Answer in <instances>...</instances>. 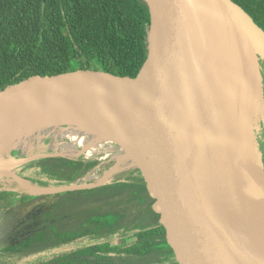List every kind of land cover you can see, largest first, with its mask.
<instances>
[{
  "label": "water",
  "instance_id": "95a60500",
  "mask_svg": "<svg viewBox=\"0 0 264 264\" xmlns=\"http://www.w3.org/2000/svg\"><path fill=\"white\" fill-rule=\"evenodd\" d=\"M144 1L150 14L147 56L135 79L92 70L26 79L0 92V117L19 104L54 94L69 83L77 84L111 112L113 137L108 138L124 148L141 172L164 232V244L174 253L177 264H264L253 249L247 220L243 221L237 208V201L249 206L250 199L239 168L237 103L236 145L228 129L222 70L230 44L232 10H238L239 16L246 17V23L262 34L260 40L255 31H243L256 58L264 59V33L229 0ZM222 25L227 27L224 39ZM243 72L241 86L249 88L239 109L245 147L254 145L262 155L254 142L259 116L264 115L262 77L258 69L260 82L251 88L256 80ZM100 77L127 80L137 89L131 98L123 97L115 87L100 82ZM203 77L210 103L204 115L199 107ZM250 95L254 96L250 102L245 101ZM245 103L249 105L246 112ZM12 149H0V158ZM44 155L30 154L13 167ZM261 159L260 178L264 175L263 156ZM9 175L17 183L19 178L24 180L11 172L1 173L0 178L9 179ZM113 175L110 173L105 184ZM261 185L254 197L264 202V183ZM59 188L39 189L44 191L41 194H55L49 191Z\"/></svg>",
  "mask_w": 264,
  "mask_h": 264
},
{
  "label": "trees",
  "instance_id": "16d2710c",
  "mask_svg": "<svg viewBox=\"0 0 264 264\" xmlns=\"http://www.w3.org/2000/svg\"><path fill=\"white\" fill-rule=\"evenodd\" d=\"M229 1L264 33V0ZM149 27L144 0H0V92L26 79L79 70L135 79L147 56ZM248 107L245 103V112ZM30 154L8 151L0 158V174L11 172L52 189L77 186L100 165L44 155L13 167ZM0 179V200L11 205L10 216H22L34 208L33 201L39 203L16 231L31 226L30 233L0 246L3 253L37 256L30 264H177L164 244L154 202L138 169L119 173L102 186L38 196L19 189L14 179ZM112 201L114 207L108 208ZM132 208L136 215H130ZM143 211L150 222L137 220Z\"/></svg>",
  "mask_w": 264,
  "mask_h": 264
},
{
  "label": "rangeland",
  "instance_id": "374dc122",
  "mask_svg": "<svg viewBox=\"0 0 264 264\" xmlns=\"http://www.w3.org/2000/svg\"><path fill=\"white\" fill-rule=\"evenodd\" d=\"M240 13V12H239ZM238 10L231 11V18L235 29L232 31L233 25L229 28V42L230 50L232 53V62L234 65L235 72V100L237 101V111L239 120V136L241 143V150L239 156V168L241 176L244 180L245 188L249 199L255 198V192L260 189L261 184L264 183V175L261 176L257 174L261 167V156L257 150H255L254 145L245 147V141L243 136L244 126L243 118L240 117L239 109L241 110V97L249 91V88H244L241 86V77L243 76V69L246 70V77L254 78L255 85H251V88L255 87L258 82H260V76L262 77V84L264 86V59L256 58L253 55V49L248 43L245 35L243 34L244 28L246 31L253 32L256 29L252 24H247L248 19L246 17L239 16ZM256 32V31H255ZM255 35L260 40L262 39V34L256 32ZM258 61V62H257ZM258 63V65H257ZM258 67V69H257ZM243 88V89H242ZM257 123V128L255 129L254 138L256 137L255 146L258 147L260 152L264 153V115L259 116ZM237 121V120H236ZM7 141L10 143L9 146L15 150H20L25 154H29L31 151L35 152V156L40 154H53L57 157L65 159H82L84 161H98L100 165L92 170L86 177L82 178L77 182V189L82 188H93L96 186H102L109 179L110 173H113V177L122 173L124 171H129L136 169V165L132 160L131 156L124 150V148L112 138L96 136L92 133H86L81 131L76 127L62 126L57 129H45L42 127L28 125L21 130L15 131L11 136L8 137ZM5 148V147H3ZM32 153V152H31ZM40 153V154H39ZM32 155V154H31ZM34 157V156H32ZM110 168L107 169V166ZM6 177V176H4ZM11 178V175L8 176ZM104 178V179H103ZM19 189L31 193L33 195H41L44 191L41 189L33 187L28 182L22 179H18ZM4 184V181L0 179V185ZM65 188H59L58 190L63 191ZM58 190L49 191V193H56ZM2 188L0 186V192ZM66 196H61L64 199ZM33 207L37 208L39 203H35ZM114 207L113 201L108 204V208ZM98 205L96 203H90L88 205H80L77 210H83L89 206ZM6 208H3V207ZM0 246H10L15 244L19 239L26 237L32 227H28L27 230L21 233H16L18 226L23 223L29 212H32L34 208H29L22 216H10L8 213L12 210L10 204L0 200ZM35 208V209H36ZM237 208L239 214L243 221L249 219L251 211L249 206H241L237 201ZM139 211H142L143 206L139 205ZM137 210L132 208L130 215H136ZM143 222H150L151 217L147 212H142L139 219ZM14 233V235H12ZM12 253H3L0 251V264H5L10 261L11 264H30L36 259L35 257H26ZM5 259H4V258Z\"/></svg>",
  "mask_w": 264,
  "mask_h": 264
},
{
  "label": "bare ground",
  "instance_id": "6f19581e",
  "mask_svg": "<svg viewBox=\"0 0 264 264\" xmlns=\"http://www.w3.org/2000/svg\"><path fill=\"white\" fill-rule=\"evenodd\" d=\"M226 28V25L221 26L222 39L226 38ZM228 48L230 49V44H228ZM229 49L228 52L227 49L225 51V66L222 67V70L224 71V80L227 87L225 103L228 113V129L234 143L237 145L235 72L232 53ZM98 80L105 85L115 87L117 89L115 91L123 97L131 98L137 89V85L127 80L115 81L110 77H100ZM202 92L199 107L201 114L204 115L210 105L206 78L204 82V77ZM111 119L112 114L104 104L72 82L54 94L19 104L1 116L0 149L9 146L10 143L7 139L15 131L21 130L32 123L39 124L47 130L67 125L96 136L113 137ZM249 208L251 214L247 220V228L253 242V249L264 263V202L256 198L250 199Z\"/></svg>",
  "mask_w": 264,
  "mask_h": 264
},
{
  "label": "flooded vegetation",
  "instance_id": "af4514ba",
  "mask_svg": "<svg viewBox=\"0 0 264 264\" xmlns=\"http://www.w3.org/2000/svg\"><path fill=\"white\" fill-rule=\"evenodd\" d=\"M20 150L22 151V149H20ZM22 152H23V151H22ZM31 152H32V154H33V151H31ZM31 152H30V153H31ZM35 152H36V151H35ZM35 152H34V153H35ZM23 153H24V152H23ZM48 155H53V154H48ZM55 157H56V158H61V157H57L56 155H55ZM37 159H38V158L35 157L33 160H37ZM33 160H32V161H33Z\"/></svg>",
  "mask_w": 264,
  "mask_h": 264
}]
</instances>
